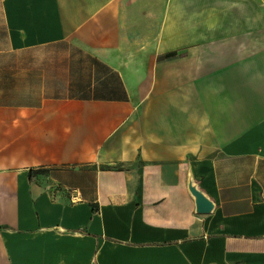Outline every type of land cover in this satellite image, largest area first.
Here are the masks:
<instances>
[{
    "label": "crops",
    "instance_id": "0c3cea01",
    "mask_svg": "<svg viewBox=\"0 0 264 264\" xmlns=\"http://www.w3.org/2000/svg\"><path fill=\"white\" fill-rule=\"evenodd\" d=\"M0 264H264V0H0Z\"/></svg>",
    "mask_w": 264,
    "mask_h": 264
},
{
    "label": "water",
    "instance_id": "95a60500",
    "mask_svg": "<svg viewBox=\"0 0 264 264\" xmlns=\"http://www.w3.org/2000/svg\"><path fill=\"white\" fill-rule=\"evenodd\" d=\"M192 193L196 198V210L199 213H207L212 208V203L200 191L192 188Z\"/></svg>",
    "mask_w": 264,
    "mask_h": 264
},
{
    "label": "trees",
    "instance_id": "16d2710c",
    "mask_svg": "<svg viewBox=\"0 0 264 264\" xmlns=\"http://www.w3.org/2000/svg\"><path fill=\"white\" fill-rule=\"evenodd\" d=\"M172 54H167L166 57L171 56ZM46 171V169L43 168H39V169H34V170H29V177L32 178L34 175L36 174H40V173H44ZM94 211H97V208H94Z\"/></svg>",
    "mask_w": 264,
    "mask_h": 264
}]
</instances>
